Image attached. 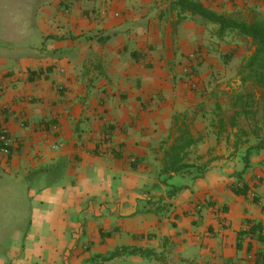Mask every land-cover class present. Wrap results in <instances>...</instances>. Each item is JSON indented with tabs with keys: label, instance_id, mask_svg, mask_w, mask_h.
Instances as JSON below:
<instances>
[{
	"label": "crops",
	"instance_id": "obj_1",
	"mask_svg": "<svg viewBox=\"0 0 264 264\" xmlns=\"http://www.w3.org/2000/svg\"><path fill=\"white\" fill-rule=\"evenodd\" d=\"M193 1L264 22V0ZM218 30L175 0L38 6L0 52V171L15 182L0 264H264V149L243 110L256 47L241 38L237 68V34Z\"/></svg>",
	"mask_w": 264,
	"mask_h": 264
},
{
	"label": "trees",
	"instance_id": "obj_2",
	"mask_svg": "<svg viewBox=\"0 0 264 264\" xmlns=\"http://www.w3.org/2000/svg\"><path fill=\"white\" fill-rule=\"evenodd\" d=\"M175 6L183 13H190L199 16L204 20L217 25L219 27L218 35L220 37H223L229 32L237 34L238 37L245 40L251 39V44L255 46L256 49L253 55L247 59L246 64L243 67V73L245 74L243 82L245 83L248 80L251 81L255 88L264 93V22H239L229 17L218 15L193 0H175ZM234 120L235 117L232 120V125H234ZM255 129L256 136L260 140L255 149L263 150L264 118H261ZM260 131L261 135H259ZM179 141L178 144L170 147L169 152L166 154V157L169 159V162L166 161L167 171L178 172L183 167L182 162L186 157V149L192 145V142H189V139L186 136H183ZM255 230H257L256 227L250 228L248 234L253 235ZM263 259L264 255L261 256L260 260Z\"/></svg>",
	"mask_w": 264,
	"mask_h": 264
},
{
	"label": "rangeland",
	"instance_id": "obj_3",
	"mask_svg": "<svg viewBox=\"0 0 264 264\" xmlns=\"http://www.w3.org/2000/svg\"><path fill=\"white\" fill-rule=\"evenodd\" d=\"M46 1L47 0H0V52H13L14 48L20 44L21 40V38L17 36V33L22 27L26 28L31 25V22L34 20L36 9ZM236 37H234V35L229 36L232 42L237 40L241 49V52L238 53L239 56L233 60V65L235 64L234 66L239 68V65L248 57L252 48L249 43ZM243 92V94L247 93L253 96V99H249L245 101V103L243 102V104H245L243 105V110L248 112L246 118L244 117V121L247 122L251 120L250 115L252 113L250 112H255V119L257 118L260 121L261 118H264V94L251 86L246 87ZM259 135H261V131ZM14 184L15 182L13 180H10L0 171V238L4 237L3 234L8 230L5 228L3 207L9 205L12 201V199L8 200L2 196L5 194V190L13 188ZM25 186L26 184H22L21 187L18 186L16 190H24L22 188H25ZM1 241L0 239V242ZM3 241L6 242L8 239H4ZM7 243L0 244V253L3 251V247L9 245Z\"/></svg>",
	"mask_w": 264,
	"mask_h": 264
},
{
	"label": "built area",
	"instance_id": "obj_4",
	"mask_svg": "<svg viewBox=\"0 0 264 264\" xmlns=\"http://www.w3.org/2000/svg\"><path fill=\"white\" fill-rule=\"evenodd\" d=\"M12 141L9 132L6 128H0V152L3 155L9 156L11 154Z\"/></svg>",
	"mask_w": 264,
	"mask_h": 264
}]
</instances>
